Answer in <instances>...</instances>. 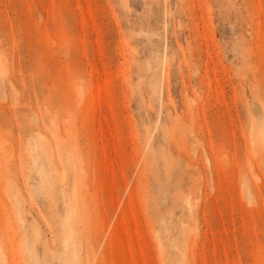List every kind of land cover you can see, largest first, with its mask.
<instances>
[{
  "label": "rangeland",
  "instance_id": "1",
  "mask_svg": "<svg viewBox=\"0 0 264 264\" xmlns=\"http://www.w3.org/2000/svg\"><path fill=\"white\" fill-rule=\"evenodd\" d=\"M0 264H264V0H0Z\"/></svg>",
  "mask_w": 264,
  "mask_h": 264
},
{
  "label": "bare ground",
  "instance_id": "2",
  "mask_svg": "<svg viewBox=\"0 0 264 264\" xmlns=\"http://www.w3.org/2000/svg\"><path fill=\"white\" fill-rule=\"evenodd\" d=\"M64 173V172H63Z\"/></svg>",
  "mask_w": 264,
  "mask_h": 264
}]
</instances>
